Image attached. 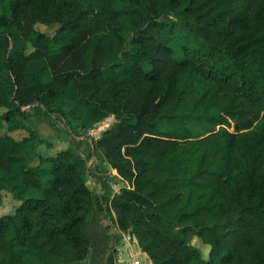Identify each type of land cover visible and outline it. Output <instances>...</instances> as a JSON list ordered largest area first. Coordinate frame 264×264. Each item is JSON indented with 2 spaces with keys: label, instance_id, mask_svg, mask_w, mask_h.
<instances>
[{
  "label": "trees",
  "instance_id": "trees-1",
  "mask_svg": "<svg viewBox=\"0 0 264 264\" xmlns=\"http://www.w3.org/2000/svg\"><path fill=\"white\" fill-rule=\"evenodd\" d=\"M63 99L116 117L97 146L131 187L108 211L153 264H264V0H0V264L90 252L80 160L32 165L13 136Z\"/></svg>",
  "mask_w": 264,
  "mask_h": 264
},
{
  "label": "rangeland",
  "instance_id": "rangeland-1",
  "mask_svg": "<svg viewBox=\"0 0 264 264\" xmlns=\"http://www.w3.org/2000/svg\"><path fill=\"white\" fill-rule=\"evenodd\" d=\"M56 28L57 26L37 25V29L50 35L54 34ZM127 47L131 48V44ZM52 109L51 115L42 110L39 116L35 115L34 109H30L29 113L32 115L27 129L14 132L13 136L17 140L32 142L30 133L35 134L37 147L29 149L27 156L32 165H45L46 158L70 151L83 166L90 195L81 211L82 227L87 231L91 245L87 258L73 264H129L132 259H140L138 251L144 255L147 253L138 239L131 232L122 231L117 224L116 215L108 211L112 196L123 188H130L131 184L111 167L104 152L97 146L102 134L117 123L116 117L110 115L99 122L90 123L92 118L89 110L67 99L59 100ZM6 111L0 108V135L8 131V125L2 119ZM18 206L19 202L14 201L11 194L4 192L0 218L15 213ZM192 243L207 259L210 248L203 246L199 240ZM147 256L150 258L148 254Z\"/></svg>",
  "mask_w": 264,
  "mask_h": 264
},
{
  "label": "built area",
  "instance_id": "built-area-1",
  "mask_svg": "<svg viewBox=\"0 0 264 264\" xmlns=\"http://www.w3.org/2000/svg\"><path fill=\"white\" fill-rule=\"evenodd\" d=\"M138 251V250H137ZM131 253V255L134 257V254L132 253V252H130ZM146 254V253H145ZM137 256H139L140 257V259H132V260H130L129 261V264H145V262H144V260H143V258H142V256H144L147 260H148V256H147V254L146 255H144L143 253H141V252H137ZM150 259V258H149Z\"/></svg>",
  "mask_w": 264,
  "mask_h": 264
},
{
  "label": "crops",
  "instance_id": "crops-1",
  "mask_svg": "<svg viewBox=\"0 0 264 264\" xmlns=\"http://www.w3.org/2000/svg\"><path fill=\"white\" fill-rule=\"evenodd\" d=\"M142 258H143L145 264H153L151 259L148 258V260H147L144 256H142Z\"/></svg>",
  "mask_w": 264,
  "mask_h": 264
}]
</instances>
